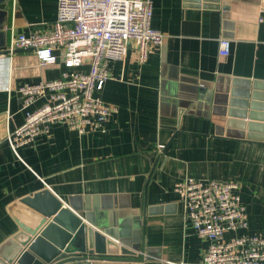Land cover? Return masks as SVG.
<instances>
[{"label":"crops","instance_id":"1","mask_svg":"<svg viewBox=\"0 0 264 264\" xmlns=\"http://www.w3.org/2000/svg\"><path fill=\"white\" fill-rule=\"evenodd\" d=\"M208 3L219 8L153 0L151 24L164 42L144 64L135 46L124 63L110 64L101 91L113 109L106 130L79 134L55 123L18 155L7 140L25 120L18 86L58 78L64 67L42 65L29 50L10 53L11 37L52 22L57 0L0 4V244L36 225L38 214L21 199L49 187L123 217L150 252L143 264L195 262L208 242L186 222V177L239 180L248 232L264 231V130L228 136L214 121V99L234 79L264 83V0ZM221 38L230 40L227 56L219 54ZM150 206L161 213L146 214Z\"/></svg>","mask_w":264,"mask_h":264},{"label":"built area","instance_id":"2","mask_svg":"<svg viewBox=\"0 0 264 264\" xmlns=\"http://www.w3.org/2000/svg\"><path fill=\"white\" fill-rule=\"evenodd\" d=\"M153 9V0H57L52 22L11 37L10 53L29 50L42 65L61 61L64 67L58 78L18 86L25 120L7 135L16 155L55 123L79 134L106 130L113 109L101 91L110 64L124 63L132 46L144 64L164 42L165 34L152 27ZM229 53L230 40L221 38L219 54ZM180 187L186 222L208 242L199 260L181 264H264V231L248 232L239 180L186 177Z\"/></svg>","mask_w":264,"mask_h":264},{"label":"water","instance_id":"3","mask_svg":"<svg viewBox=\"0 0 264 264\" xmlns=\"http://www.w3.org/2000/svg\"><path fill=\"white\" fill-rule=\"evenodd\" d=\"M186 1L196 7L219 8L208 3L219 0ZM228 9L223 5L225 17ZM263 88L262 82L234 79L223 95L215 97L214 121L225 128L226 135L238 136L246 127L250 133L264 130ZM76 198L62 199L49 187L24 196L21 202L38 214V222L0 244V264H143L151 259L123 217L115 213L112 218L105 207ZM161 209L150 206L145 212L158 214Z\"/></svg>","mask_w":264,"mask_h":264}]
</instances>
